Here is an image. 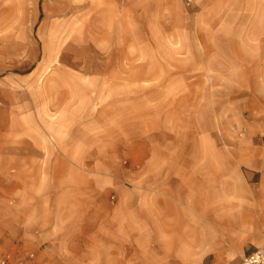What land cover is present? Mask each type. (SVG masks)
<instances>
[{
  "label": "crops",
  "instance_id": "1",
  "mask_svg": "<svg viewBox=\"0 0 264 264\" xmlns=\"http://www.w3.org/2000/svg\"><path fill=\"white\" fill-rule=\"evenodd\" d=\"M238 3L199 8V14L251 16L241 23L247 32L241 50L231 56L223 42L218 54L199 51L188 69L159 75L180 80L174 93L196 97L166 109L158 130L142 106L141 134L122 142L123 174L95 164L87 169L88 159L108 151L100 135L85 133L101 120L84 124L85 105L75 92L54 108L65 130L45 138L31 130L29 154L17 157L26 163L0 167L17 184L4 241L36 249L41 264H207L211 256L242 257L264 245V1ZM129 4L123 2L126 14ZM121 45L128 48V40ZM128 55L126 49V68L133 66ZM131 77L126 69V83ZM214 94L227 96L221 106ZM155 133L165 141L155 143ZM243 169L261 178L231 182Z\"/></svg>",
  "mask_w": 264,
  "mask_h": 264
},
{
  "label": "rangeland",
  "instance_id": "2",
  "mask_svg": "<svg viewBox=\"0 0 264 264\" xmlns=\"http://www.w3.org/2000/svg\"><path fill=\"white\" fill-rule=\"evenodd\" d=\"M124 1L0 0V167L26 163L17 157L29 154L31 130L45 138L66 129L60 126L62 112L54 108L75 92L85 105L80 115L84 124L101 120L100 126L85 127V133L100 135L108 151L88 159L87 169L95 164L103 172L123 174L128 162L122 142L141 134L142 106L148 110L151 130H158L166 109L180 106L182 98L196 97L174 93L180 80L172 77L179 67L188 69L199 59V51L218 54L223 42H229L231 56L237 55L239 40L247 33L241 23L251 17L197 13L200 7L239 6V0H128L132 6L127 14L122 11ZM125 40L128 48L121 45ZM126 49L133 58V66L127 68ZM126 69L132 76L129 83ZM160 74L172 77L159 78ZM126 86L128 94L122 93ZM226 97L212 95L214 105L221 106ZM154 141L165 140L155 133ZM15 177L0 175V199L7 201L0 206V264H28L29 255L41 264L36 249L2 238L13 222ZM259 178L243 169L239 180L230 176V181L256 183ZM240 257L215 255L207 264L212 259L239 264Z\"/></svg>",
  "mask_w": 264,
  "mask_h": 264
},
{
  "label": "built area",
  "instance_id": "3",
  "mask_svg": "<svg viewBox=\"0 0 264 264\" xmlns=\"http://www.w3.org/2000/svg\"><path fill=\"white\" fill-rule=\"evenodd\" d=\"M27 260L28 264H35L33 263L32 255H29ZM239 264H264V245L257 247L243 255Z\"/></svg>",
  "mask_w": 264,
  "mask_h": 264
}]
</instances>
